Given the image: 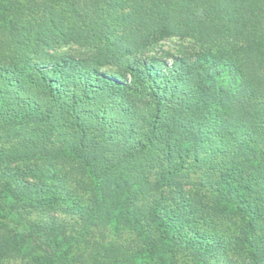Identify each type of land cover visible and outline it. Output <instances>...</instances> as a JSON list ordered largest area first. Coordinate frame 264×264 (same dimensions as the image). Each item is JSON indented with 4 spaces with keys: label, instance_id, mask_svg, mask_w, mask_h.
<instances>
[{
    "label": "trees",
    "instance_id": "obj_1",
    "mask_svg": "<svg viewBox=\"0 0 264 264\" xmlns=\"http://www.w3.org/2000/svg\"><path fill=\"white\" fill-rule=\"evenodd\" d=\"M263 242L264 0H0V261L264 264Z\"/></svg>",
    "mask_w": 264,
    "mask_h": 264
},
{
    "label": "rangeland",
    "instance_id": "obj_2",
    "mask_svg": "<svg viewBox=\"0 0 264 264\" xmlns=\"http://www.w3.org/2000/svg\"><path fill=\"white\" fill-rule=\"evenodd\" d=\"M191 45L192 43L189 39H182L180 37L174 36V37L161 40L154 48L149 50L148 53L150 54L151 53L163 54L164 52L178 53L182 49L190 48ZM64 48H67V47H64ZM69 203L70 202H68V204ZM32 215H35V214H32ZM221 219H222L221 224H220L221 227L230 228L229 231H231L233 229V226H231V222L228 216L222 215ZM258 248L264 249V242L258 243ZM176 256L183 264H196L193 256L191 254H188L184 250L183 251L178 250ZM151 261L152 260L148 256L141 254L140 262L138 260V264H156V262H151ZM0 264H23V260L18 259V258L6 257V258L1 259Z\"/></svg>",
    "mask_w": 264,
    "mask_h": 264
}]
</instances>
